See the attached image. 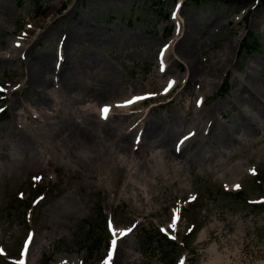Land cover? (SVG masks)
Here are the masks:
<instances>
[{
	"label": "rangeland",
	"instance_id": "obj_1",
	"mask_svg": "<svg viewBox=\"0 0 264 264\" xmlns=\"http://www.w3.org/2000/svg\"><path fill=\"white\" fill-rule=\"evenodd\" d=\"M2 1L7 8L0 5V264H264V207L251 203L264 201L263 133L236 130L238 115L231 105L241 100L237 93L249 66L262 65L264 3ZM178 3L180 16L173 12ZM191 23L189 39L173 44ZM68 25L96 29L98 41L77 39L71 57H78L75 71L83 82L88 58L102 61L92 73L97 95L87 90L80 98L61 87L42 101L27 83L28 67L39 51L53 47L58 64L57 44ZM53 28L57 35L51 37ZM17 42L22 45L15 61L6 63L5 53ZM163 45L172 48L171 63L177 60L172 73L159 72ZM213 51L230 52L227 71L205 79L206 86L193 82V91L186 88L190 59L202 60ZM169 78L178 81L170 97L163 95ZM133 93L152 99L133 108L141 112L128 126L146 116L163 126L184 122L175 126L176 141L188 137L194 119L214 110L220 125L234 128L236 139L224 147L207 139L204 130L183 153L171 154L165 147L140 146L136 130L131 151L149 157L137 165L135 157L114 147L71 150L53 128L58 118L44 115L38 122L29 116L50 105L60 117L87 116L83 110L91 108L99 119V103ZM241 105L261 122L264 112L254 102L241 100ZM109 220L122 236L117 243ZM29 234L34 243L30 256L23 257L20 249Z\"/></svg>",
	"mask_w": 264,
	"mask_h": 264
},
{
	"label": "bare ground",
	"instance_id": "obj_2",
	"mask_svg": "<svg viewBox=\"0 0 264 264\" xmlns=\"http://www.w3.org/2000/svg\"><path fill=\"white\" fill-rule=\"evenodd\" d=\"M0 5L5 9L7 8L6 2L0 0ZM185 28L180 31V36H178L173 44L179 46L182 39H189L192 33V23L185 24ZM70 27L68 25L63 30V35L61 40L57 44L58 57L54 64L55 51L54 47L49 52L39 51L38 54L32 58L30 67H28V77L27 83L33 86L36 97L45 101V98H53L59 88L70 87L73 92L81 94L80 98H83L85 91L89 90L91 94L89 96L95 98L97 95L98 83H94L92 73L96 67L102 65V61L98 60L96 57H89L84 63L89 76L84 77L85 82L81 76L76 75L78 71H75L74 63H78V57H71V47L74 45L76 40H84L85 42L98 41V36L96 34V29L87 28H76ZM54 31L51 33V37L57 35V29L53 28ZM56 30V32H55ZM62 33V34H63ZM178 33V32H177ZM181 34H183L181 36ZM17 40V39H16ZM239 38L236 40V44L239 42ZM55 41V40H54ZM37 43V42H36ZM15 45L11 47L5 54L8 60L15 61L16 52L22 45V42L14 43ZM34 44L30 48H32ZM70 47V51H69ZM206 50L205 52H207ZM217 52V51H216ZM211 52V54L206 55L202 60L190 59L192 62L189 68V78L186 88L193 91V82H201L202 85H208V82H204L205 79H212V77L220 74L223 70L227 71L226 61L229 59L230 52L225 51L223 53ZM163 53V52H162ZM216 53V54H215ZM225 56V57H224ZM162 59L160 63L159 72L168 73L173 72V64L176 65L177 60L171 63L174 58L172 54V48H168L166 52L159 56ZM3 63V66H6ZM261 68L256 70L252 65L246 72V75L241 80V86L239 88V98L247 102L252 101L258 107L260 112H264V58L261 59ZM79 77H81L79 81ZM58 81V86L54 80ZM178 87V81H173V78H169L166 82L164 88L168 89L164 95L169 96ZM115 93V92H114ZM109 94V92H106ZM144 94V93H143ZM147 94V93H146ZM145 94V95H146ZM142 95V99L137 98L139 95L136 93L126 94L119 101L116 102H103L99 103L96 113L99 111L100 118L96 117L95 112H92L91 108L84 109L85 113L89 115L78 117L77 114H69V116L60 117L59 112L54 106L48 105V109L39 108L40 114L29 115L32 119L36 121H42L44 115H52L58 118L56 123H53V128L56 129L59 141L63 142L68 148L76 152H81L85 150H93L101 152L107 150L111 147L116 148L119 152L128 155L130 158L135 157L137 165L141 163H146L149 160L146 151H138L133 153L131 151V136L134 131L141 132V145L140 146H150L151 148L165 147L171 154H181L188 147V145L194 141L195 135L200 131H207V139H216L222 146L228 147L236 139V131L233 127H227L219 124V120L216 117V111L210 110L206 115H202L199 118L194 119V127L188 131L189 136L186 139L178 138L176 141L177 128L176 124L183 125L181 123H172L168 126H163L159 122H154L152 120H147V116L141 118L140 122L134 123L132 126L126 125L129 120L132 119L133 114L138 116L141 111H134L133 108L136 105H141L147 102L149 95ZM111 96H115L112 95ZM98 99V96H97ZM241 100H231V105L233 110H235L236 115H238L235 128L239 131L244 132H256L263 133L260 140H264V117L261 118V122L258 116H253L249 114L241 105ZM157 104V103H155ZM165 102L158 103L157 105H163ZM45 105V103H40V106ZM132 110V113L128 112ZM262 116V114H260ZM97 119H96V118ZM108 121L104 120L107 119ZM114 118L113 121L111 119ZM131 128V129H129ZM181 143V148L178 147ZM200 149L205 147V143ZM151 157H154L153 152H149ZM139 157V158H137ZM118 237L122 236L118 233Z\"/></svg>",
	"mask_w": 264,
	"mask_h": 264
},
{
	"label": "trees",
	"instance_id": "obj_3",
	"mask_svg": "<svg viewBox=\"0 0 264 264\" xmlns=\"http://www.w3.org/2000/svg\"><path fill=\"white\" fill-rule=\"evenodd\" d=\"M262 1V3H264V0H261ZM256 206H261V207H264V205H256Z\"/></svg>",
	"mask_w": 264,
	"mask_h": 264
}]
</instances>
